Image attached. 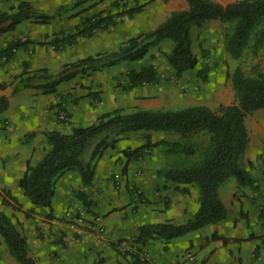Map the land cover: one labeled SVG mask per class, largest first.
I'll return each mask as SVG.
<instances>
[{
    "label": "crops",
    "instance_id": "0c3cea01",
    "mask_svg": "<svg viewBox=\"0 0 264 264\" xmlns=\"http://www.w3.org/2000/svg\"><path fill=\"white\" fill-rule=\"evenodd\" d=\"M28 1L34 8L52 13L71 0ZM18 2L0 0V12L9 11ZM63 14L47 23L25 19L27 25L24 30L16 32L15 27L0 33V50L15 40L27 41L13 49L7 59L4 53L0 55V94L9 101L7 109L0 113V210L10 216L25 237L28 253L35 259V264H142L136 248L138 252L146 251L156 264H264V229L260 219V210L264 207V121L245 120L248 134H255V138L251 137L249 141L251 164H244L254 180L253 184L239 187L236 180L224 181L218 194L226 208V216L216 223L207 224V230L200 229L196 237L189 234L168 242L149 239L144 244L136 241L138 227L142 224L161 221L182 223L192 216L198 208V189L193 184H179L159 176L157 170L166 165L154 149L139 159L126 161L122 149L133 148L145 140L129 144L132 139L127 138V133L121 134L114 145L107 147L95 161L89 185L82 183L76 170H67L55 182L50 207L34 204L22 193L17 181L27 164L38 163L51 147L44 132L54 129L67 133L72 126H84L85 122L91 124L102 105L94 103L89 92L100 85L95 81L90 83L91 78L84 74L61 82L52 93L32 88L13 91L17 75L25 68L45 67L48 72L56 73L64 63L91 54L86 49L71 53L68 49L71 45L55 50L45 43L47 41L44 40L55 34L74 32L83 24L77 20L78 16L73 24L67 23L62 18ZM91 77L96 78V75ZM158 90L157 85L141 90L143 95L147 92H151V97L155 95L154 99L144 101L142 108L149 109L144 107L145 103L150 101L154 104L158 100ZM26 96L32 101L29 108L20 98ZM103 98L106 101L103 99L101 102H106L107 109L117 106L113 100L109 102L106 92ZM12 101L17 107L11 112ZM38 101L41 107H37ZM59 108L67 111V122L56 119ZM29 132L34 135L27 137ZM79 191L85 201L77 196ZM67 208H81L87 215L102 216L105 240L100 241L85 232L70 234L62 222ZM213 232L218 237H211ZM121 240L129 242L130 250L135 249L119 252L115 244ZM1 242L0 264H18L2 237ZM187 252L193 254L194 259H187Z\"/></svg>",
    "mask_w": 264,
    "mask_h": 264
},
{
    "label": "trees",
    "instance_id": "16d2710c",
    "mask_svg": "<svg viewBox=\"0 0 264 264\" xmlns=\"http://www.w3.org/2000/svg\"><path fill=\"white\" fill-rule=\"evenodd\" d=\"M83 1L85 0H76L70 6L63 4L48 13L34 8L28 0H19L9 11L0 12V33L13 30L25 19L39 23L50 22ZM186 2L187 8L171 11L157 26L126 38L115 49L66 62L56 73L48 72L45 67L23 69L17 75L18 80L13 91L18 88H32L42 93H52L61 82L79 74H89L124 61H139L152 47L163 41L172 42L170 51L164 57L174 74L180 76L199 63L192 50L191 28L209 19H218L231 26L232 32L225 40V47L232 57H240L251 39L250 46L254 53L264 45V26L260 28V24L264 23V0H236L226 4L213 0ZM138 10L139 7L134 6L125 11L134 13ZM114 23L113 14L95 13L85 18L83 24L77 26L74 32L52 36L45 43L59 50L77 43L79 37H90L94 31L105 29ZM26 43L25 40H15L7 48L1 49L0 55L4 53V58L7 59L13 49ZM252 68V75H247L240 66L234 68L231 78L235 99L228 104H219L216 109L202 104L179 109L137 108L130 112L113 108L99 114L91 124L72 126L67 133L54 129L45 131L44 135L51 147L38 163L27 164L25 172L17 181L19 189L32 203L50 207L55 182L59 176L67 170H76L82 183L89 185L93 178L95 161L123 133L137 130L163 131L176 133L180 139L160 138L152 141L146 138L133 148L122 149L127 161L139 159L155 147H160L167 155L188 159L197 150L193 144L181 139L203 132L208 135L209 150L200 159L188 164L160 167L157 170V174L167 180L196 185L197 210L182 223L161 221L140 225L136 241L141 244L149 239L168 242L189 231L224 219L226 208L218 194L219 186L232 176L239 187L250 186L254 182L248 170L240 164L248 142L245 115L264 106V70H258L256 66ZM198 76L204 81L206 72L199 70ZM158 80L159 74L154 66L145 64L127 70L125 85L126 88H133L153 84ZM8 105V98L0 94V113ZM32 135L34 133L29 132L26 136ZM77 196L85 201L82 192H77ZM260 219L264 225V207L260 210ZM0 236L18 264H35V259L28 253L25 237L13 224L10 216L1 210ZM211 237L218 236L213 232Z\"/></svg>",
    "mask_w": 264,
    "mask_h": 264
},
{
    "label": "rangeland",
    "instance_id": "374dc122",
    "mask_svg": "<svg viewBox=\"0 0 264 264\" xmlns=\"http://www.w3.org/2000/svg\"><path fill=\"white\" fill-rule=\"evenodd\" d=\"M75 1L76 0H71L67 2L68 6ZM213 1L225 3L232 0ZM134 6H138L139 10L134 13H128L125 11ZM187 7L188 4L186 0H85L78 6L70 8L64 12L62 18L65 22L73 24L77 16V20L82 22L88 16L95 13H101L113 14L115 17V23L109 25L105 29L94 31L90 37H79L77 43L71 45L68 49L74 54L77 50L86 49L91 55H94L97 52L115 49L126 38L148 31L157 26L165 20L171 11L185 9ZM89 9H93V11L87 12L86 10ZM26 22L27 21L24 20L18 23L15 31L20 32L21 30H24L27 25ZM79 23L78 25H80ZM262 26H264V23L260 24V28ZM258 28L259 27H257V30ZM231 32V26L218 19L205 20L200 25L193 26L191 28L192 50L198 57L199 63L194 68L183 72L180 76L174 74L164 57L165 53L169 52L172 47L171 41H163L152 47L147 55L139 61H124L109 66L110 69H107L109 67H105L101 70H95L89 74H84L86 75L85 77L91 78L90 83L95 81L100 85L99 87H96L98 89L89 91L93 97L94 103H98L99 105L102 104L100 105L98 115L107 110L113 109H107L108 107L105 105L106 102H101L104 99L103 96L105 92L110 98L109 102L114 101L117 105L114 108H121L124 112H130L134 109L142 108L141 106L144 104V101L154 99L155 95L151 97V92H147L146 95H143L144 93L141 90H144L146 86L149 87L156 85L159 89L157 93L158 100L155 101L154 104H151L150 101H148L145 103L144 107H148L149 109H179L190 105L202 104L211 109H216L219 104L233 102L235 99V93L231 74L234 68L240 66L247 75L253 74V66H256L258 70H264V45L258 48L256 53H254L250 46L252 43L251 39L249 45L245 48L240 57H232L225 47V40ZM58 34H55V37L61 36ZM145 64H152L154 66L159 74V80L153 84L149 83L141 85L140 88H126L125 82L127 70L130 69V67H139ZM199 70L206 72V79L204 81L198 76ZM93 74L96 75V78L91 77ZM102 85H104V89H102ZM20 98L24 100L23 103L26 107L29 108L31 106L32 101L29 96ZM104 101H106V99H104ZM15 107H17V105L15 104V101H12L10 111L12 112ZM37 107H41L40 101L37 102ZM61 110L66 112L67 120H69L67 111L63 108L57 109L56 119H58V113ZM245 120L263 122L264 106L246 114ZM87 124V122L84 123V125ZM127 134H129V137L127 138L132 139L129 141V144L132 143V145L136 144L138 141H143L146 138H149L152 141L160 138L171 140L179 139L178 134L163 131L137 130L127 132ZM251 137L255 138V134H248V142L240 160V164L243 167H245L244 164H251V159L249 157V141ZM181 141L193 144L197 150L196 153L186 159L185 157L167 155L163 153L160 147H155L154 150H156L157 155L161 157V162L164 165L170 166L172 164L181 163L188 164L200 159L202 155L209 150L208 135L203 132L181 139ZM258 141L259 139H257V142ZM229 180L234 181L235 178L233 176L229 177L225 182L227 183ZM193 186L194 188H197L196 185L193 184ZM262 227L264 229V225H262ZM203 228L204 230H207L208 227L205 225L175 238H184L189 236V234H191L192 237H196L199 230H203ZM1 244L0 237V246ZM1 253L2 250H0V254Z\"/></svg>",
    "mask_w": 264,
    "mask_h": 264
},
{
    "label": "built area",
    "instance_id": "2783aa9c",
    "mask_svg": "<svg viewBox=\"0 0 264 264\" xmlns=\"http://www.w3.org/2000/svg\"><path fill=\"white\" fill-rule=\"evenodd\" d=\"M58 119L63 122H67V115L66 112L61 110L58 113ZM137 195L139 194L136 192ZM62 222L64 227L70 230V234H81L83 232L94 236L95 238L99 239L100 241L105 240V232L106 228L103 224L102 216L99 214L87 215L84 210L81 208H67L63 212ZM116 249L123 253L126 250H130L131 246L128 241L121 240L118 241L116 244ZM135 249V248H134ZM131 249L130 251H133ZM138 258L140 259L142 264H156L152 259L149 258L148 253L146 251H137ZM186 258L189 260L194 259L193 254L190 252L186 253Z\"/></svg>",
    "mask_w": 264,
    "mask_h": 264
}]
</instances>
